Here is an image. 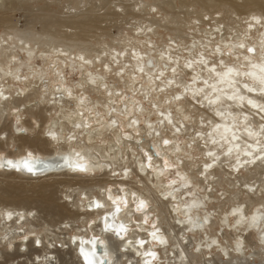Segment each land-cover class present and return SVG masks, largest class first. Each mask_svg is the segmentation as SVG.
<instances>
[{
	"label": "bare ground",
	"instance_id": "6f19581e",
	"mask_svg": "<svg viewBox=\"0 0 264 264\" xmlns=\"http://www.w3.org/2000/svg\"><path fill=\"white\" fill-rule=\"evenodd\" d=\"M208 1L201 0L202 12L187 26L168 27L180 32L162 47L147 32L151 21L126 37L129 49L115 47L105 57L87 54L85 45L73 51L62 38L43 49L37 32L26 39L14 27L0 36V140L7 147L21 141L7 152L0 145V172L109 176V184H68L66 202L77 206L62 205L70 215L54 223L41 222L39 207L24 202L20 187L8 188L11 200L0 198V264H212L217 255L262 261L264 0H246L250 9L235 7L231 15L210 11ZM74 21L83 28L93 23ZM18 48L28 60L46 54V68L21 72ZM64 66L80 68V79L66 82ZM36 127L37 134H26ZM171 166L179 179L166 178L175 172ZM239 167L247 169L240 174ZM48 195L35 203L50 208ZM98 243L102 250L95 252Z\"/></svg>",
	"mask_w": 264,
	"mask_h": 264
},
{
	"label": "rangeland",
	"instance_id": "374dc122",
	"mask_svg": "<svg viewBox=\"0 0 264 264\" xmlns=\"http://www.w3.org/2000/svg\"><path fill=\"white\" fill-rule=\"evenodd\" d=\"M2 1L3 0H0V6L2 4ZM203 1L205 0H202V2ZM217 1L218 0H214V1L212 0L211 2L212 5L208 1L210 8L209 10L210 11L220 10L221 15H231L235 7L238 9V11L241 10L242 12L250 9V5L246 6L248 4L246 0H228V1L221 0L222 5L219 6H217V4H221L219 3L220 0L218 2ZM259 1L261 2L262 0ZM200 2L201 0H82V1L81 0H4V4L6 6L3 4L4 6L0 8V15L1 17H6V22L0 24V36L3 35L6 31H10L11 27H14L15 28L14 35L26 39H33L31 35L28 34L37 32L36 36L34 37V40H36V42L38 43L41 41L45 42V43L36 44L37 46L43 49H49L52 44L55 45L58 43H63L62 39H64L65 43L67 42L68 44L72 42L74 43V46L72 48L67 46L73 51L78 50L82 47V45H85L90 48L87 51V54L96 56L102 53L101 54L102 57H105V55L115 51L116 50L115 47L129 49L130 46L125 45L124 43V42H129V39L126 37L129 36V34L131 35L135 33V31L136 32L139 31L137 28H135L136 26L144 25L143 27H145V25H147L151 21L153 22L154 26L151 28L152 30L149 29L147 32H149L152 35L151 37H153L155 45L158 46L161 45L162 47L166 41L171 42L170 37L174 36L175 34H178L180 31L179 30L171 31V29L169 28L177 27L181 29L184 27V25L186 24L188 25L189 19H192V17L196 16L197 13L202 12V5L200 4ZM134 3H136L137 6H135ZM155 3L157 6L154 5ZM213 3H215L216 5H213ZM151 4H153L152 5L153 7L151 6ZM132 12L134 13V15ZM131 13L133 15L132 18H131ZM207 17L208 15L205 16V18ZM75 19L76 20L92 19L93 23L90 27L86 26L87 28L85 27L83 28L76 24H72V22H75L74 21ZM46 24H49L50 26H48L49 28L48 31L44 32L43 29H45ZM42 25L44 26V28H42ZM153 29L157 30L159 34L154 35L152 32L154 31ZM52 36L56 37L55 41L51 40ZM121 43H123V45ZM61 47H66V46H61ZM141 47L144 49L143 46ZM17 53H18V58H20L19 62L20 60L25 62L24 64H22L23 67L20 69L21 72H27L28 71L27 66L29 65L30 66L40 65L42 67H45L44 59L47 57L46 54L42 55L35 52L34 54H32V58L28 60L25 51L18 48ZM96 58L98 59L99 57ZM64 67H65L64 73L66 75L65 78L66 82L72 84L73 81H77L80 79L81 77L80 68L78 71V68L76 67L75 68L69 66H64ZM181 76L184 77L185 74L182 73ZM106 79L110 83L114 85H118L117 83L118 81L113 80L111 76H108ZM92 95H90V97H94ZM191 100L196 105H199L197 101L193 100L192 98ZM37 109L39 110V107ZM206 109L208 108L206 107ZM24 118L25 120L29 119L30 118L29 113L26 114ZM12 119L13 117L11 115L5 120V122L3 121V123L6 125L5 128H9V124L11 123ZM39 120L41 121V122L39 121V124L44 122L42 117H40ZM39 124L36 126H39ZM38 130L39 127H36V130L34 132L30 131L29 129L26 131V134L28 133L35 135L37 134ZM9 131L7 130V132ZM0 142H1L0 145H2V143L4 144V140H0ZM20 143L21 141L20 140L18 141L17 139V141L13 142L12 146L10 147L5 146L6 144H4V149L6 148L5 149L6 152L9 150L12 151V149H15ZM254 165L255 163H253L251 167H247V168H252ZM247 168H245V171ZM167 170L175 171V168L171 166ZM209 170H213V168ZM239 171L240 174L245 172L243 171V167H239V169H237V173ZM70 173L71 172L69 171H64V173L62 174L45 176L44 178L46 179L42 177H34L35 178L34 179L33 177L32 178L26 177L18 173L16 174V173L8 172L2 174L0 172V198H2V200L3 198L5 199L7 198L6 200L8 199L11 200L9 196H11L12 194L14 195V193H11L12 191L8 190V188L14 187L16 189V187H20L19 193L23 192L22 194H24V196L27 195L26 197H28V199H26L24 202L28 205H31L33 202V206H36V208L39 207L38 211L42 223L58 222L59 220L64 219V217L70 215V212L67 211L66 209H64L63 211L62 205L64 204H66L67 206L70 205L69 208L73 205V203L68 202L69 200L66 202L68 198L66 199L64 195L65 193L63 192L65 189H67L65 187H67L68 184L73 183L74 185L76 184L77 186L80 185L79 186L80 188L88 187L89 186L88 184H91V182H98V183L105 182L109 184V179L107 178L109 176L107 174H105L106 176L104 174L99 175L96 179L93 180H88V179L84 180L85 178L83 179L82 176L79 177ZM175 173H177V171H175L172 175L169 174L166 178L175 179V180L179 179V177H177ZM43 185H45V187H43ZM191 185H193V183H191ZM218 188H220V186H218ZM188 189L192 190L191 186H189ZM221 192L222 189L221 191H219V193ZM45 193L46 194L50 193V195L54 197L53 201L51 196L50 198L49 195L47 197V204L53 203L50 205L51 206L50 208L48 207L49 209H51V211L46 207V205L37 204L34 201L35 197L38 196L37 194H41V196H38L37 198L42 200L43 203V200L45 199L44 198ZM196 193L197 195H199L198 192ZM74 197H75L74 202H77L76 193L71 198ZM186 197L190 199L188 195H186ZM211 203H216V202L215 200L210 201L205 208L206 209L209 208L211 206ZM76 206L77 205L74 204L72 206V209L74 210ZM43 207L46 209H44ZM203 209L204 208H200L199 210L200 211L206 210ZM216 220L217 221L219 220L218 216L216 217ZM147 221L148 223L151 222L150 219H148ZM217 226H218L217 224L214 225V227ZM208 230H209L208 232L209 235H212L211 233L214 232L215 228H212V232L210 229ZM228 232L230 233V231ZM171 246L172 245H169V248H171ZM38 248L41 249L42 246ZM217 252L219 253V251ZM221 259L222 257H220V255H217L215 257L214 263L212 264H264V254L262 256V261L260 260L259 257L255 256L254 259L255 262H251L249 259L246 258L239 259L238 261H230L227 258H224V260ZM23 260L24 262L22 263L30 264L28 260L27 261L26 259ZM123 261H125V257Z\"/></svg>",
	"mask_w": 264,
	"mask_h": 264
},
{
	"label": "water",
	"instance_id": "95a60500",
	"mask_svg": "<svg viewBox=\"0 0 264 264\" xmlns=\"http://www.w3.org/2000/svg\"><path fill=\"white\" fill-rule=\"evenodd\" d=\"M40 166H39V168L38 169H45V167L47 166V164H45V162H40V164H39ZM94 247H95V252H97V251H101L102 250V245L101 244H96V245H94ZM94 262V261H93ZM102 263H104V264H106V261H102ZM88 264V263H87Z\"/></svg>",
	"mask_w": 264,
	"mask_h": 264
},
{
	"label": "snow or ice",
	"instance_id": "6c2138e0",
	"mask_svg": "<svg viewBox=\"0 0 264 264\" xmlns=\"http://www.w3.org/2000/svg\"><path fill=\"white\" fill-rule=\"evenodd\" d=\"M165 143H167V141H165ZM9 164H11V161L8 162ZM24 167L28 170V171H32V168L29 167V165L27 164V162L24 163ZM143 206V205H142ZM83 251V249H82ZM87 258V257H86ZM89 264H91V261L89 262Z\"/></svg>",
	"mask_w": 264,
	"mask_h": 264
}]
</instances>
